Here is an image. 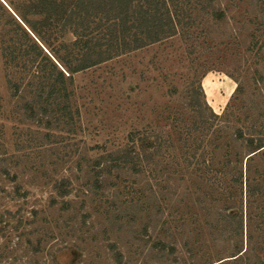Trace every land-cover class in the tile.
Wrapping results in <instances>:
<instances>
[{"label": "rangeland", "instance_id": "rangeland-1", "mask_svg": "<svg viewBox=\"0 0 264 264\" xmlns=\"http://www.w3.org/2000/svg\"><path fill=\"white\" fill-rule=\"evenodd\" d=\"M75 2L0 0V264H264V155L247 161L236 137L264 139V0H214L224 16L194 42L133 50L57 93ZM14 46L32 53L18 66Z\"/></svg>", "mask_w": 264, "mask_h": 264}, {"label": "trees", "instance_id": "trees-1", "mask_svg": "<svg viewBox=\"0 0 264 264\" xmlns=\"http://www.w3.org/2000/svg\"><path fill=\"white\" fill-rule=\"evenodd\" d=\"M75 1L65 15L63 24L64 26H74L71 32L74 39L69 47H72V49L79 48V50H72L66 56L60 57L63 62L62 70L54 63H51L52 71L56 72L57 76L52 78L54 81L49 84V87L55 89L57 93L62 92V89L65 90V78L73 81L74 74L99 66L133 50L141 49L177 35L183 37L185 41L194 42V39L192 40L191 38L197 37L198 34L204 35L203 29L195 31V28L198 27L197 25L201 26L203 24V17L210 16L216 23L224 16L223 9L214 7V0H182L184 4L181 2L180 6L178 0ZM206 10L209 12H206ZM17 26L20 28V25L17 24ZM103 27L107 29H103ZM132 29H135L137 33H131ZM24 35L27 36L26 33ZM35 46L37 45L35 44ZM18 50H15L14 46L13 50L6 49V53H4L12 62H17L16 66H18L19 60L17 58L32 54L29 50L25 52H19ZM54 57L60 62L55 55ZM24 66L23 68H26ZM64 72H67L68 75L65 76ZM47 77L50 76L42 78L47 79ZM55 83L61 84L60 88H55ZM199 90L201 96H204L201 85ZM204 103L206 105V102ZM31 105L30 103L27 104L29 109H31ZM189 106L192 112L196 111L194 109L196 108L195 105L190 104ZM206 107L210 109L208 106ZM227 110L225 114L227 118L228 116L237 118L236 111L238 108L231 104ZM212 114L214 119H211L213 120L211 122H214L218 117L216 114ZM227 121L229 122L230 120L227 119ZM208 124L211 125V123ZM210 127L204 126V128ZM193 130H197V127L192 126L186 130L185 137L188 140ZM236 137L238 139L245 138L246 145L254 147L249 152V155L246 156L247 161L257 153L263 152L264 155L263 137L255 135L245 136L243 131L239 129L236 131ZM191 140L194 143L202 142L201 138H192ZM205 154H210L211 159L215 158L214 152ZM127 155L125 152L123 157H127ZM192 157H195V154ZM203 161L207 162V159H203Z\"/></svg>", "mask_w": 264, "mask_h": 264}]
</instances>
